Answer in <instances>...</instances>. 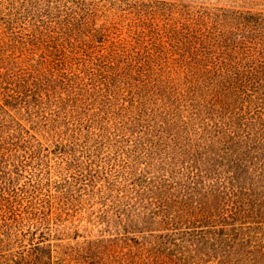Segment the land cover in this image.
Masks as SVG:
<instances>
[{
    "label": "rangeland",
    "instance_id": "1",
    "mask_svg": "<svg viewBox=\"0 0 264 264\" xmlns=\"http://www.w3.org/2000/svg\"><path fill=\"white\" fill-rule=\"evenodd\" d=\"M0 103V264H264V0H0Z\"/></svg>",
    "mask_w": 264,
    "mask_h": 264
},
{
    "label": "trees",
    "instance_id": "2",
    "mask_svg": "<svg viewBox=\"0 0 264 264\" xmlns=\"http://www.w3.org/2000/svg\"><path fill=\"white\" fill-rule=\"evenodd\" d=\"M37 3V0H35ZM40 1V0H38ZM156 36L162 37L161 32L157 33ZM157 38V37H156ZM104 51L108 53V47H105ZM103 51V52H104ZM114 53V51L112 52ZM133 62V60H132ZM0 107L3 108L0 103ZM4 109V108H3ZM0 156H3L2 146H0ZM6 192V191H5ZM8 193V192H7ZM48 248V245H33L29 250H23L18 252V254L12 258L13 264H52V257L48 258L47 252L45 249ZM51 260V261H50Z\"/></svg>",
    "mask_w": 264,
    "mask_h": 264
}]
</instances>
